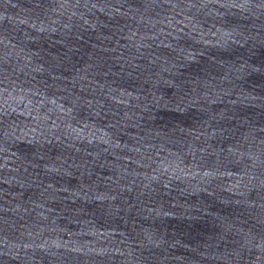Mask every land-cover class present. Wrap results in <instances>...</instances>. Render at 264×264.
<instances>
[{
    "label": "water",
    "instance_id": "95a60500",
    "mask_svg": "<svg viewBox=\"0 0 264 264\" xmlns=\"http://www.w3.org/2000/svg\"><path fill=\"white\" fill-rule=\"evenodd\" d=\"M0 264H264V0H0Z\"/></svg>",
    "mask_w": 264,
    "mask_h": 264
}]
</instances>
